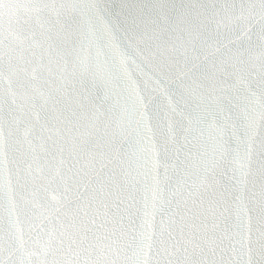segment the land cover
<instances>
[{
	"label": "snow or ice",
	"instance_id": "6c2138e0",
	"mask_svg": "<svg viewBox=\"0 0 264 264\" xmlns=\"http://www.w3.org/2000/svg\"><path fill=\"white\" fill-rule=\"evenodd\" d=\"M0 264H264V0H0Z\"/></svg>",
	"mask_w": 264,
	"mask_h": 264
}]
</instances>
